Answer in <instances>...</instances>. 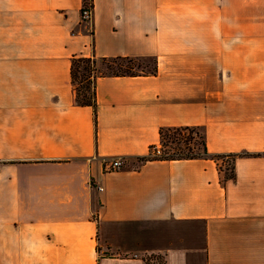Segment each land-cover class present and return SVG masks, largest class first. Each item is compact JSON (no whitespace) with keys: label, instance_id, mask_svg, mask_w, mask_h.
I'll return each mask as SVG.
<instances>
[{"label":"crops","instance_id":"1","mask_svg":"<svg viewBox=\"0 0 264 264\" xmlns=\"http://www.w3.org/2000/svg\"><path fill=\"white\" fill-rule=\"evenodd\" d=\"M93 1L0 0V264H264V0ZM74 57L158 72L98 77L95 116ZM178 126L236 178L137 161Z\"/></svg>","mask_w":264,"mask_h":264},{"label":"trees","instance_id":"2","mask_svg":"<svg viewBox=\"0 0 264 264\" xmlns=\"http://www.w3.org/2000/svg\"><path fill=\"white\" fill-rule=\"evenodd\" d=\"M93 0H83V10L93 8ZM144 58L115 57H74L72 61V82L76 92V101L83 106H91L96 116L95 81L98 77L113 76H139L156 75L157 61L153 66L147 65L149 71L138 70L143 68L140 61ZM102 66V70L100 69ZM237 154H212L208 151L205 131L200 126L166 127L160 130L159 144L150 147L146 156L138 157L137 161L145 163L157 160H188L211 159L214 160L221 173H225V180L236 178L235 161ZM153 262L161 264L165 261L163 256H151ZM149 263L150 259L146 258Z\"/></svg>","mask_w":264,"mask_h":264},{"label":"built area","instance_id":"3","mask_svg":"<svg viewBox=\"0 0 264 264\" xmlns=\"http://www.w3.org/2000/svg\"><path fill=\"white\" fill-rule=\"evenodd\" d=\"M83 13H84L85 17H90L91 9L90 8L84 9ZM123 166L124 165H123V162H122L121 159L114 158L111 161V163L107 166V169H109V170H118V169H121Z\"/></svg>","mask_w":264,"mask_h":264},{"label":"rangeland","instance_id":"4","mask_svg":"<svg viewBox=\"0 0 264 264\" xmlns=\"http://www.w3.org/2000/svg\"><path fill=\"white\" fill-rule=\"evenodd\" d=\"M139 63H142L144 66L143 68L139 69L138 71L141 72V70H145V71H149V67H146L147 65L149 66H153V61L152 59H147V60H143V61H140ZM101 70L103 69L102 66L100 68Z\"/></svg>","mask_w":264,"mask_h":264}]
</instances>
